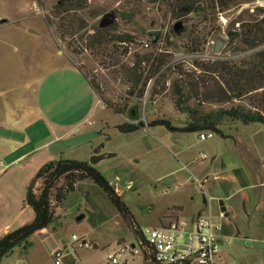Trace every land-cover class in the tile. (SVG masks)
Instances as JSON below:
<instances>
[{
    "label": "rangeland",
    "instance_id": "obj_1",
    "mask_svg": "<svg viewBox=\"0 0 264 264\" xmlns=\"http://www.w3.org/2000/svg\"><path fill=\"white\" fill-rule=\"evenodd\" d=\"M57 1L41 0L39 4L35 0H0V85L13 109L25 101L24 124L32 123L29 134L32 129L36 131L27 147L49 137L48 122H51L49 147L12 163L14 155L0 154V168L7 170L0 176L2 226L8 224L14 230L19 221L27 219V211L19 202L15 204V196L23 190L25 179L32 178L43 164L42 152L51 148L58 157L92 163L89 154L97 150L103 156L94 166L116 189L138 226H155L161 214L159 219L177 215L175 209H180V215L185 217L207 213L223 223L226 238L222 241V255L230 264H264V125L225 122L220 125L221 133L213 130V136L205 140L199 139V132H171L165 125L127 133L116 128L126 121L149 122L160 117L168 119L173 126H184L189 116L177 111L172 89L173 81L181 77L179 70L199 72V64L216 61L245 67L258 60V54L264 53V34L256 37L254 31L247 34L245 29L264 16V10L257 9H264V0H247L224 10L213 8L212 4L202 6L200 11L180 9L182 16L178 18L168 5L170 0H88V6L79 14L86 19L89 30L64 37L54 24L48 26L44 20V15L49 14L57 21L53 16ZM107 12L115 14L107 34H129L134 43L113 41L73 53L69 42L75 41L74 46L80 44V35L85 38L94 32ZM242 25L245 27L241 28ZM27 27L33 32L26 30ZM228 28L238 35L231 39L226 33ZM261 30L264 31V26ZM219 35H226L227 40L215 52L214 41ZM104 46L107 49L103 50ZM112 53L115 61L108 56ZM144 53H161L164 66L147 82L142 97L130 98L123 114L103 108L100 100L87 112L94 105L89 83L83 85L72 76L64 79L53 74L69 60L95 82L105 102L121 107L129 85L122 80L119 64L131 65L135 55L141 57ZM48 72L51 82L45 78ZM31 78L40 79L41 94H51V98L42 94L37 122L29 114L32 107H27L35 88L26 85ZM155 86L156 90L164 88L159 95H152ZM95 99H99L98 95ZM187 103L202 111L236 106L262 109L264 86L240 99L200 104L197 99H190ZM55 135L61 137L54 139ZM10 148L9 152L16 150ZM196 179L203 181L202 187ZM91 184L89 179L71 184L60 177L51 190L55 216L49 229L34 231L26 248L16 245L0 258V264H54L53 253L57 250L62 251L61 264H108L107 254L117 244L137 240L129 222ZM42 187L43 179L39 178L32 190L38 194ZM87 188L91 190L90 199L95 208L83 196ZM56 192L63 195L60 201L56 200ZM220 201L228 212L225 218L219 217ZM173 203L179 206L167 209ZM79 214L84 217L77 220ZM92 219L104 221L93 226ZM73 234L89 244L92 240L97 246H79L73 241ZM124 264H145V261L136 252Z\"/></svg>",
    "mask_w": 264,
    "mask_h": 264
},
{
    "label": "trees",
    "instance_id": "obj_2",
    "mask_svg": "<svg viewBox=\"0 0 264 264\" xmlns=\"http://www.w3.org/2000/svg\"><path fill=\"white\" fill-rule=\"evenodd\" d=\"M41 4V0H35ZM247 2V0H170L168 3L174 11L176 18L181 17L180 9H194L200 11L204 5H213V8L218 7L221 10L227 9L233 5H238ZM88 6V0H58L53 16L57 21L51 19L49 14L44 15V20L48 26L55 25V29L61 37L65 35L74 36L81 30L88 31L86 19L79 14ZM177 9V10H176ZM179 9V10H178ZM264 10L263 8H257ZM264 26V16L256 19L252 24L247 25L248 33L254 31V35H263L264 31L261 27ZM112 27V24L106 27L96 26L95 31L86 34L84 38L80 35L78 39L80 44L74 46L69 42V47L73 53H78L82 49H96V47L105 43L109 45L115 43H134L133 36L124 33L107 34V30ZM245 27V25H242ZM93 29V28H92ZM260 31V34H259ZM262 31V32H261ZM227 35L233 39L238 35L231 28L226 30ZM109 36V37H108ZM249 41V40H245ZM250 42V41H249ZM251 43V42H250ZM196 46V43H194ZM116 46V44H112ZM107 49L104 46L103 50ZM112 59H116L115 54H108ZM137 54L131 65L120 63V73L122 80L129 85L124 102L121 107H116L112 103L105 102L99 92L95 82L85 73L80 67L76 66L88 79L89 84L95 90L96 94L102 99L105 107L111 109L115 113L123 114L129 104L131 97L140 98L143 96L147 82L154 77L164 66L165 60L161 53H144L141 57ZM256 61L247 63L244 66H235L225 64L224 62H213L207 64H199V72L195 70L190 72L179 70L181 75L172 83L174 104L178 112L187 113L189 121L182 127L173 126L168 119L156 118L149 122L142 119L136 121H126L118 124L116 128L123 133L133 132L143 127H152L156 125H165L171 132L196 131L203 132L205 130H215L221 133L220 125L225 122L240 121L243 124L259 123L264 125V107L262 109H250L242 106L221 108L211 111H202L198 106L191 107L187 101L197 99L198 103L213 100V101H230L231 99H240L245 94L264 86V53H259ZM118 62V61H117ZM116 62V63H117ZM144 63V65H143ZM219 64L220 66H216ZM113 64V62L111 63ZM116 70H114L115 72ZM119 71H116L119 73ZM162 74H159V76ZM219 77V80L216 78ZM158 81V80H157ZM158 84V82H156ZM155 84V85H156ZM153 88L152 95H159L163 90ZM222 90V91H221ZM223 92V94L221 93ZM200 101V102H199ZM102 147V145L100 146ZM97 151V150H96ZM60 177L69 180L71 184L83 179L92 181L91 186L94 189H100L106 196L111 205L116 209L122 217L127 220L132 227V231L136 237L141 233V227L135 222L134 216L125 202L122 200L116 189L105 178V176L91 163L84 160L59 158L44 163L34 174L29 182L24 203L29 205L34 213L31 222L26 223L14 230H11L0 237V258L9 254L16 245H22L24 248L28 245V237L36 230L47 227L54 220V211L51 207V190L57 185ZM43 179V187L38 194L32 190L33 183L39 179ZM91 188V187H90ZM90 188L83 191V196L87 203L95 208L90 199ZM56 200L60 201L63 197L61 192H56ZM104 219H92L93 226L98 225ZM145 264H150L145 261Z\"/></svg>",
    "mask_w": 264,
    "mask_h": 264
},
{
    "label": "built area",
    "instance_id": "obj_3",
    "mask_svg": "<svg viewBox=\"0 0 264 264\" xmlns=\"http://www.w3.org/2000/svg\"><path fill=\"white\" fill-rule=\"evenodd\" d=\"M213 136L212 130L199 133V139ZM200 186L203 181L196 179ZM224 212L219 213L222 218ZM226 238L221 222H217L207 213H197L185 217L177 213L168 216L152 227H141L137 240L131 243L117 244L107 254L108 264L125 263L129 257L140 252L150 264H230L222 255V241ZM79 246H90L88 241L72 235ZM54 264H61L62 251L53 253Z\"/></svg>",
    "mask_w": 264,
    "mask_h": 264
},
{
    "label": "crops",
    "instance_id": "obj_4",
    "mask_svg": "<svg viewBox=\"0 0 264 264\" xmlns=\"http://www.w3.org/2000/svg\"><path fill=\"white\" fill-rule=\"evenodd\" d=\"M26 30H28L29 32H33V30H31L29 27H27ZM49 72L45 75V78H47L51 82L50 76L48 78V75L51 74ZM53 74L54 75H61L64 79L67 76H72V78H74L76 80H79V81L81 80L83 85H87V83H89L88 79L84 76V74L75 65H73L69 60L67 62V65H65L63 67L60 66L59 71H56ZM39 82H40V79H37V78L35 80L33 78L28 79V81L26 82V85L29 88L31 86H35L31 101L28 103V105L30 104V106H27V107H32L29 114H32L31 116L35 117L36 122L38 121V118L40 119V117H39L40 112L39 111H40V104H41V96H42V94H45L44 92L42 94L39 92V88H40ZM1 86L2 85H0V87ZM90 87H91V85H90ZM91 91H93V92H90V93H93V94H91V104L93 102L94 105L92 107L90 105L89 108L87 109V112L89 111V109H93L99 103V100H100L102 107L105 109H108L107 107H105V105L103 104V102L101 101L100 98L95 99V95L97 96V94L93 88ZM6 93L7 92H5V93L3 92L2 87H1V89H0V154L5 155V156L9 155V154L14 155L10 161L12 163L15 161L24 160L27 156H33L37 152V150L47 148L51 145V122H48V124L50 125V126H48V128L50 129V133L48 135L49 137H47V139H45L44 141H42L41 143H39L36 146L27 147L30 144H32V143H30L31 142L30 138L34 137V135L36 134V131L34 129H32L31 133L29 134L27 131L29 128H32L31 126H33V125H31L32 123L30 121L24 124L25 110H23V105L25 104V101H21V103L15 109H13L8 104L9 102H8V98H7ZM45 96L51 98L50 93H48L47 95L45 94ZM49 104H51V102ZM61 127L63 128V126H61ZM73 128H74V126L69 128L67 130V133L69 134L73 130ZM8 131H10V134H8ZM60 137H61V135H57V136L55 135L54 139H57ZM74 145L76 146V143ZM9 147H11L10 149H12V150L13 149H16V150L9 152V149H8ZM100 154H101L100 151H93L89 155L93 159V158H95V156H103L102 154L101 155ZM40 158H41L40 162L44 164L46 162H49L52 160H57V159L63 158V157L62 156L58 157L57 153L54 151H51V148H50V149L42 152V155L40 156ZM100 158L101 157H99L97 159V161ZM96 162H94V163L92 162L91 164L95 165ZM6 172H7V170L4 167L0 168V176L1 177ZM32 178L29 176V177H27V179H25V181L23 182V184H24L23 190H21V192L17 191V194L15 196V204H17L19 202L22 205V209H24L25 212L27 211V214H26L27 219H23V220L19 221L17 228L26 224V223L31 222L33 219V216H34L32 208L29 205L24 203L26 188H27V186H28V184ZM178 206H179L178 204L173 203L170 206H168L167 209L173 208V207H178ZM175 211L181 213L180 209H175ZM175 214H177V213H175ZM159 217H158V223L162 220H166L168 216L165 215V216L161 217L160 219H159ZM140 227H141V225H140ZM48 229H49V226L40 229V231L46 232ZM11 230H12V226L10 227V226H8V224H5L2 226V224L0 223V237L2 235H4L5 233L11 231ZM121 237H118V239ZM133 241L134 240H132L131 242H133ZM90 242H91V244H93V247L97 246V244L94 243V241L90 240Z\"/></svg>",
    "mask_w": 264,
    "mask_h": 264
},
{
    "label": "water",
    "instance_id": "obj_5",
    "mask_svg": "<svg viewBox=\"0 0 264 264\" xmlns=\"http://www.w3.org/2000/svg\"><path fill=\"white\" fill-rule=\"evenodd\" d=\"M114 20H115V14L113 12L104 13L99 22V26L100 27L109 26L114 22ZM175 30H177V25H175ZM226 40H227L226 35H219L214 41L213 50L215 52H218L224 46ZM99 157L101 156H95V158L92 159V162L94 163ZM220 204H221V207H220L221 211L227 214L228 212H226V206L224 205V202L220 201ZM83 217H84V214H79L76 217V219L79 220Z\"/></svg>",
    "mask_w": 264,
    "mask_h": 264
},
{
    "label": "flooded vegetation",
    "instance_id": "obj_6",
    "mask_svg": "<svg viewBox=\"0 0 264 264\" xmlns=\"http://www.w3.org/2000/svg\"><path fill=\"white\" fill-rule=\"evenodd\" d=\"M227 214L225 213V215L222 217V218H225V216H226ZM221 224H222V227H223V231H224V226H223V223L221 222Z\"/></svg>",
    "mask_w": 264,
    "mask_h": 264
}]
</instances>
